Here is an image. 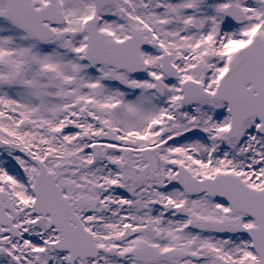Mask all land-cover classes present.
I'll use <instances>...</instances> for the list:
<instances>
[{
  "label": "snow or ice",
  "instance_id": "obj_1",
  "mask_svg": "<svg viewBox=\"0 0 264 264\" xmlns=\"http://www.w3.org/2000/svg\"><path fill=\"white\" fill-rule=\"evenodd\" d=\"M0 264H264V0H0Z\"/></svg>",
  "mask_w": 264,
  "mask_h": 264
}]
</instances>
